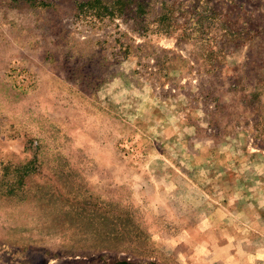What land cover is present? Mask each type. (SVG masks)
<instances>
[{"label":"rangeland","instance_id":"374dc122","mask_svg":"<svg viewBox=\"0 0 264 264\" xmlns=\"http://www.w3.org/2000/svg\"><path fill=\"white\" fill-rule=\"evenodd\" d=\"M0 0V264H264V0Z\"/></svg>","mask_w":264,"mask_h":264},{"label":"trees","instance_id":"16d2710c","mask_svg":"<svg viewBox=\"0 0 264 264\" xmlns=\"http://www.w3.org/2000/svg\"><path fill=\"white\" fill-rule=\"evenodd\" d=\"M87 4L91 7L94 8L96 5H102L101 0H90L87 2Z\"/></svg>","mask_w":264,"mask_h":264}]
</instances>
